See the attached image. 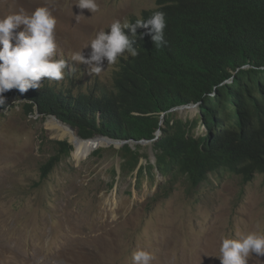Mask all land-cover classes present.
<instances>
[{
  "label": "rangeland",
  "instance_id": "obj_1",
  "mask_svg": "<svg viewBox=\"0 0 264 264\" xmlns=\"http://www.w3.org/2000/svg\"><path fill=\"white\" fill-rule=\"evenodd\" d=\"M76 2L0 0V18L47 8L56 19L54 59L72 66V54L82 50L87 57L91 48L84 47L99 30L110 31L113 20L128 22L155 7L154 0H96L99 11L92 14ZM81 11L85 17L76 22ZM120 59L125 58L114 65L105 60L99 75H89L84 64L64 75L110 88ZM197 114V107L174 110L183 121ZM93 138L100 142L81 157L75 141L89 140L57 117L27 115L22 102L0 111V264H132L138 249L153 255L151 264H220L222 236L264 234L262 175L244 183L229 173L210 174L194 188L179 176L168 181L157 170L153 178L125 176L123 142ZM57 141L68 142L72 152L43 180L41 167L55 155ZM140 146L141 165H155L152 144ZM247 264H264V256L249 254Z\"/></svg>",
  "mask_w": 264,
  "mask_h": 264
},
{
  "label": "trees",
  "instance_id": "obj_2",
  "mask_svg": "<svg viewBox=\"0 0 264 264\" xmlns=\"http://www.w3.org/2000/svg\"><path fill=\"white\" fill-rule=\"evenodd\" d=\"M156 11L165 14L163 45L138 38L139 55L121 60L110 88L77 75L42 78L40 88L3 93L0 111L22 102L27 115H53L83 140L126 142L119 151L125 176L149 174V166H140L144 141L156 157L150 174L157 169L169 181L179 176L194 188L210 174H233L244 183L264 176V0H155L129 22ZM145 31L137 29L138 37ZM190 104L198 105L199 118L183 121L172 113ZM55 144L41 167L43 180L73 149L66 141Z\"/></svg>",
  "mask_w": 264,
  "mask_h": 264
},
{
  "label": "clouds",
  "instance_id": "obj_3",
  "mask_svg": "<svg viewBox=\"0 0 264 264\" xmlns=\"http://www.w3.org/2000/svg\"><path fill=\"white\" fill-rule=\"evenodd\" d=\"M73 5L80 10L87 9L92 14L99 11L96 0H77ZM81 17H85L82 11L74 16L76 22H79ZM21 26H23L22 29ZM55 26V17L45 7H39L31 14L21 9L17 13L0 18V108L5 104L3 93L6 91L17 89L20 93H24L30 88H40L42 78H47L48 81H61L64 78L65 69L74 71L75 66L80 64L87 65L89 75H99L103 71L105 60L107 65H114L118 57L123 56L127 59L130 56H138L139 53L134 45L138 38L143 39L145 35L150 36L156 47L162 46L166 21L165 14L160 11L154 12L146 20L138 18L134 23L129 21L122 23L120 20H113L107 27L110 31L99 30L84 47L90 46L91 48L87 57L83 55L82 50L72 54V66L65 59H54L57 49ZM139 28L146 31L140 33L138 37L137 29ZM121 60L117 66L121 63ZM116 70L117 68L114 71ZM190 107H197L198 114L194 119L199 118V108L196 104L177 108L186 109ZM175 109L172 110L173 114ZM201 132L200 128L195 130L196 134ZM160 134L161 132L158 131L156 133L157 137ZM157 137L155 140H157ZM102 138L109 139L107 137ZM124 143L126 142H123V145ZM142 143L152 144L151 141L141 142L140 145ZM131 145H134V143ZM141 161L140 166H142ZM151 166L154 165H149L150 170H148L149 174L147 176L153 178V172L152 175L150 174ZM252 253L257 254V256H264V234L249 231L246 234L240 233L235 238L222 236L219 254L216 258L220 260V264H247L249 254ZM153 258L149 251L138 249L132 253L131 260L132 264H151Z\"/></svg>",
  "mask_w": 264,
  "mask_h": 264
},
{
  "label": "bare ground",
  "instance_id": "obj_4",
  "mask_svg": "<svg viewBox=\"0 0 264 264\" xmlns=\"http://www.w3.org/2000/svg\"><path fill=\"white\" fill-rule=\"evenodd\" d=\"M98 142H100L99 139H93L89 141H80L79 139H76L75 146L77 147L79 155L81 157H85V155L89 153V150L93 147V145H96Z\"/></svg>",
  "mask_w": 264,
  "mask_h": 264
},
{
  "label": "water",
  "instance_id": "obj_5",
  "mask_svg": "<svg viewBox=\"0 0 264 264\" xmlns=\"http://www.w3.org/2000/svg\"><path fill=\"white\" fill-rule=\"evenodd\" d=\"M103 139H105V138H103Z\"/></svg>",
  "mask_w": 264,
  "mask_h": 264
}]
</instances>
